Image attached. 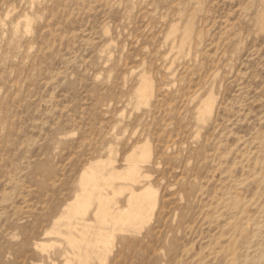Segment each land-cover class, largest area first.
<instances>
[{
  "label": "rangeland",
  "instance_id": "374dc122",
  "mask_svg": "<svg viewBox=\"0 0 264 264\" xmlns=\"http://www.w3.org/2000/svg\"><path fill=\"white\" fill-rule=\"evenodd\" d=\"M0 264H264V0H0Z\"/></svg>",
  "mask_w": 264,
  "mask_h": 264
},
{
  "label": "bare ground",
  "instance_id": "6f19581e",
  "mask_svg": "<svg viewBox=\"0 0 264 264\" xmlns=\"http://www.w3.org/2000/svg\"><path fill=\"white\" fill-rule=\"evenodd\" d=\"M102 209H103V208H101V209L99 210V213H100L101 217H103V216H105V215H106L105 211H104V210H102Z\"/></svg>",
  "mask_w": 264,
  "mask_h": 264
}]
</instances>
